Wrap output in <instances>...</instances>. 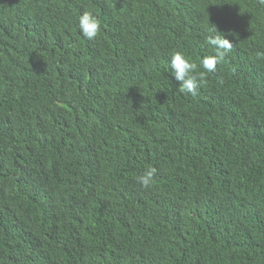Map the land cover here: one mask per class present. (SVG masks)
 Instances as JSON below:
<instances>
[{
  "label": "trees",
  "instance_id": "16d2710c",
  "mask_svg": "<svg viewBox=\"0 0 264 264\" xmlns=\"http://www.w3.org/2000/svg\"><path fill=\"white\" fill-rule=\"evenodd\" d=\"M0 264H264V2L0 0Z\"/></svg>",
  "mask_w": 264,
  "mask_h": 264
},
{
  "label": "clouds",
  "instance_id": "9594fccd",
  "mask_svg": "<svg viewBox=\"0 0 264 264\" xmlns=\"http://www.w3.org/2000/svg\"><path fill=\"white\" fill-rule=\"evenodd\" d=\"M264 2V0H262ZM78 28L82 36L88 40H94L101 31V21L91 12H84L78 17ZM210 35L206 43L211 47L212 54L204 56L200 61V66L204 71L197 72L198 65L188 59L181 51L172 53L169 68L176 81H179V91L195 96L201 87L206 73H213L217 70V65L233 50L234 45L228 38L217 30L215 24L209 30ZM157 169L149 166L144 172L136 177L137 183L144 188H148L154 183Z\"/></svg>",
  "mask_w": 264,
  "mask_h": 264
}]
</instances>
